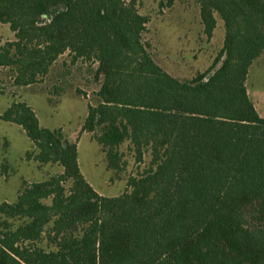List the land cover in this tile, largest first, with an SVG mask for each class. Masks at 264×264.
Returning a JSON list of instances; mask_svg holds the SVG:
<instances>
[{"label": "trees", "instance_id": "1", "mask_svg": "<svg viewBox=\"0 0 264 264\" xmlns=\"http://www.w3.org/2000/svg\"><path fill=\"white\" fill-rule=\"evenodd\" d=\"M193 1L203 36L225 34L183 79L156 60L138 0H0V80L47 83L55 104L70 87L89 96L82 132L128 172L123 193L100 194L77 141L13 100L0 118L32 141L26 159L62 171L0 202V264H264V117L247 88L264 0Z\"/></svg>", "mask_w": 264, "mask_h": 264}, {"label": "rangeland", "instance_id": "2", "mask_svg": "<svg viewBox=\"0 0 264 264\" xmlns=\"http://www.w3.org/2000/svg\"><path fill=\"white\" fill-rule=\"evenodd\" d=\"M162 0H138L141 12L150 16L145 38L152 43V52L168 72L179 78H191L198 71L208 68L216 51L221 47L225 30L220 23L216 34L207 40L202 34L198 10L193 0L177 1L173 6H160ZM0 35L11 38L7 26H0ZM2 37V36H1ZM248 92L260 115L264 117V56L249 69ZM47 83L21 88L0 80V115L13 100L30 103L45 127H62L71 141H77L78 159L88 182L104 196H117L127 189V171L119 176L107 168L105 154L98 142L82 125L87 116L88 98L74 87L63 93L59 102H50ZM91 95V88L83 87ZM54 104V105H53ZM33 149L30 138L21 126L0 118V202H15L23 181L45 180L62 171L58 164L40 167L34 160H27L26 151ZM133 165L129 167L131 169ZM45 246V244L43 243Z\"/></svg>", "mask_w": 264, "mask_h": 264}, {"label": "crops", "instance_id": "3", "mask_svg": "<svg viewBox=\"0 0 264 264\" xmlns=\"http://www.w3.org/2000/svg\"><path fill=\"white\" fill-rule=\"evenodd\" d=\"M30 104V103H29ZM31 105V104H30ZM32 106V105H31ZM33 107V106H32ZM34 108V107H33ZM55 128H57V127H55ZM62 128V127H61ZM63 129V128H62ZM64 131V130H63Z\"/></svg>", "mask_w": 264, "mask_h": 264}]
</instances>
